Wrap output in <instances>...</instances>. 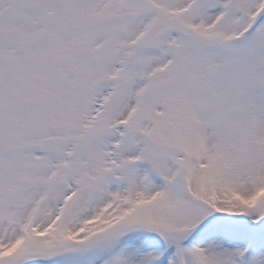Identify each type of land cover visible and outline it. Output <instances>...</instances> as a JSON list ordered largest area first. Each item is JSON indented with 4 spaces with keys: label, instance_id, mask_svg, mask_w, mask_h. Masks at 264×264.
<instances>
[{
    "label": "snow or ice",
    "instance_id": "obj_1",
    "mask_svg": "<svg viewBox=\"0 0 264 264\" xmlns=\"http://www.w3.org/2000/svg\"><path fill=\"white\" fill-rule=\"evenodd\" d=\"M0 264H264V0H0Z\"/></svg>",
    "mask_w": 264,
    "mask_h": 264
}]
</instances>
